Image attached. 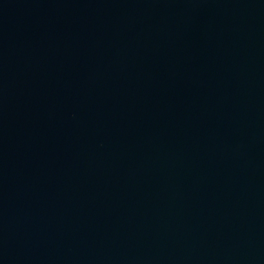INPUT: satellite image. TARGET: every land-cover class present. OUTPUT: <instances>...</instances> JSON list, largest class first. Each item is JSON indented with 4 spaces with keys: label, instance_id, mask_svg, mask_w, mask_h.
Masks as SVG:
<instances>
[{
    "label": "water",
    "instance_id": "water-1",
    "mask_svg": "<svg viewBox=\"0 0 264 264\" xmlns=\"http://www.w3.org/2000/svg\"><path fill=\"white\" fill-rule=\"evenodd\" d=\"M0 264H264V0H0Z\"/></svg>",
    "mask_w": 264,
    "mask_h": 264
}]
</instances>
